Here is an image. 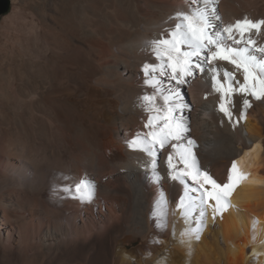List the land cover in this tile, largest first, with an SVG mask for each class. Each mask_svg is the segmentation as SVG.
<instances>
[{"label":"bare ground","instance_id":"bare-ground-1","mask_svg":"<svg viewBox=\"0 0 264 264\" xmlns=\"http://www.w3.org/2000/svg\"><path fill=\"white\" fill-rule=\"evenodd\" d=\"M33 4L36 45L3 34L0 25V161L6 165L0 170V264H264V98L237 92L229 103L213 88L211 74L197 71L179 87L188 131L184 140H170L157 151L159 179L151 158L129 143L163 125L167 92L145 84L143 71L145 64L160 63L152 41L170 38L176 14L200 5L193 0ZM217 11L221 20L213 23L219 31L245 17L264 19V0H218ZM251 39L264 47V28ZM226 46L243 44L227 40ZM211 66L235 70L227 61ZM156 75L162 89L175 87L169 76ZM235 77L243 83L241 72ZM233 86L239 85L233 81ZM145 95H155L154 107L142 100ZM222 102L231 120L220 111ZM150 118L153 126L147 127ZM187 139L195 141L200 169L218 184L228 183L234 162L246 177L229 196L231 206L215 219L212 207L204 218L194 208L185 219L178 206L181 197L187 203L199 196L192 191L185 196L186 187H198L190 178L185 185L168 174L170 154L178 169L184 167L178 155L183 149L173 145H186ZM81 179L94 185L92 198L69 192L74 197L63 203L55 187H74ZM79 207L84 214L76 212ZM64 216L71 227L61 222ZM95 233L103 240L82 247ZM69 248L79 255L68 261Z\"/></svg>","mask_w":264,"mask_h":264},{"label":"snow or ice","instance_id":"snow-or-ice-1","mask_svg":"<svg viewBox=\"0 0 264 264\" xmlns=\"http://www.w3.org/2000/svg\"><path fill=\"white\" fill-rule=\"evenodd\" d=\"M193 4L200 6H194L188 12L176 14L175 19L178 22L170 30V38H158L152 41V51L160 61L159 65L145 64L143 66L146 77L145 84L156 88L157 91L167 92L164 96L165 115L161 117L163 125L158 131L150 132L143 140L138 135L129 143L131 147L144 151L151 158L148 163L156 179L160 178L156 172L157 151L163 149L170 140H184V134L188 131L185 117L182 115L187 105L179 91L181 85L188 83L187 78L193 77L197 71L210 73L213 88L221 93L222 97L229 98V103H231V95L237 92L251 95L257 100L264 98V47H256V41L251 39L253 31L258 33L264 28V19L253 21L245 17L237 20L235 24H230L217 31L213 21L221 20L217 11L218 0H193ZM237 34L239 38H237ZM227 40H231L233 45L243 44V47L226 46ZM257 53L260 54L259 58ZM201 61H203V66ZM213 61H227L235 66V70L228 71L226 68L221 70L213 67L211 66ZM236 72H241L243 83L236 80ZM156 74L169 76L171 80L175 81V87L162 89V81L157 78ZM221 75L223 80L220 79ZM233 81L239 86L234 87ZM155 98V95H145L142 100L148 102L151 108L154 107ZM243 105L251 107L247 99H243ZM220 111L229 120L232 119L233 114L230 108L226 107L223 102L220 104ZM241 115L243 116V113ZM146 126H153L152 118L149 119ZM141 145L143 146L141 147ZM194 146L195 141L191 139L186 140V145H173V148L183 149L178 155L179 162L184 167L178 169L170 154L166 161L168 174L170 179L179 181L181 184L187 185V179L190 178L198 185L194 189L186 187L185 191V196L189 191H192L198 192V197H191L187 203H185L184 197H181L178 206L184 209L182 214L185 219L194 208H198L199 216L204 218L207 207H212L213 219H215L217 213H222L231 206L228 201L229 196L240 181L246 177L238 171L234 162L228 183L218 184L206 171L200 169L199 162L192 151ZM208 185L210 188L206 187ZM74 188L81 200L92 198L94 185L90 181L81 179L74 185ZM63 191L70 192L71 188L65 186ZM208 201H215V204L209 205ZM196 232L195 238L198 240L200 238L199 229H196Z\"/></svg>","mask_w":264,"mask_h":264},{"label":"rangeland","instance_id":"rangeland-1","mask_svg":"<svg viewBox=\"0 0 264 264\" xmlns=\"http://www.w3.org/2000/svg\"><path fill=\"white\" fill-rule=\"evenodd\" d=\"M17 1V3L16 4H14V5H12L11 6V9H10V11L7 13V14H5V15H3L2 17H0V25L2 24V30L1 31H4V33L3 34H5V32H7V33H13V34H15V35H18V36H20L21 38H22V40H23V43H27V44H29V45H36L37 44V34H38V26H37V23H35L36 21H35V17H34V13H33V9H34V4H33V0H16ZM7 22V23H6ZM37 28V29H36ZM11 29V30H10ZM13 29V30H12ZM7 30V31H6ZM10 30V31H9ZM37 30V31H36ZM13 31V32H12ZM35 33H36V36H35ZM53 161V163H55V159L54 160H52ZM0 162H2V160L0 161ZM5 162H2L1 164H0V170H4V168L6 167V165L4 164ZM2 170V171H3ZM2 171H0V172H2ZM22 171H24L23 169H22ZM25 172V171H24ZM64 184V183H63ZM62 185V184H61ZM65 186H68V187H71V189H72V191H70L71 193L72 192H74V193H72L73 195H78V194H76L75 193V189H74V187L72 186V185H70V184H64V186L62 185L61 186V188H62V190L60 189V188H58V187H60V185H58L57 187H55V189L57 188V190H59V191H61V192H59L60 193V195H61V193H63L61 196L58 194L57 196L58 197H62L63 198V200H62V202L63 203H65L66 201H68V199H70L71 197L73 198L74 196L71 194V193H69V192H65V191H63V188L65 187ZM47 189H51V188H47ZM74 190V191H73ZM47 191V190H46ZM42 193L44 194V195H42ZM40 195H37V196H40V198H42L43 196H45V193L44 192H42ZM69 193V194H68ZM47 195L46 196H48V192L46 193ZM68 194V195H67ZM41 195H42V197H41ZM66 196V197H65ZM69 196H71L70 198H69ZM68 197V198H67ZM38 198V197H37ZM44 198V197H43ZM42 198V199H43ZM57 198V197H56ZM60 198H57L58 200H60ZM39 199V198H38ZM42 199H39V200H37V205H39V201L40 202H42L43 200ZM65 199H66V201H65ZM42 200V201H41ZM41 205H42V203H40V205H39V207H41ZM78 210L76 211V209H75V211L77 212V213H79V214H81V213H85V210H84V208H81V207H79V208H77ZM82 209V210H81ZM86 209V208H85ZM63 210H65L64 208H63ZM81 210V211H80ZM100 211V209H98L97 210V212H99ZM67 216H64V217H62L60 220H61V222L63 223V224H65V225H67V223H68V225L71 227V221L68 219V218H66ZM59 220V221H60ZM71 224V225H70ZM94 235V236H93ZM92 236H90V239H91V241H90V239L86 242L87 244H88V246H87V244L86 243H83L82 241V243H83V246L82 247H85L86 249H88V247H90L91 246V244H92V247H94V244H99V242L100 241H102L103 240V238H101L98 234H93ZM98 236V237H97ZM87 238H89V236L87 237ZM100 238V239H99ZM105 239L107 238L106 236L104 237ZM92 241H93V243H92ZM91 243L90 245H89V243ZM81 243V244H82ZM80 244V245H81ZM86 244V245H85ZM70 249V248H69ZM69 249H67V251L69 250ZM67 251H65L66 252V254H65V258L69 261V260H72V258H74V257H77L79 254H78V252H76V251H72L71 249H70V251H68L69 253H71L70 255L68 254V252ZM75 253H76V256H75ZM73 257H72V256ZM68 256H69V259H68ZM71 256V257H70ZM84 257V256H83Z\"/></svg>","mask_w":264,"mask_h":264},{"label":"water","instance_id":"water-1","mask_svg":"<svg viewBox=\"0 0 264 264\" xmlns=\"http://www.w3.org/2000/svg\"><path fill=\"white\" fill-rule=\"evenodd\" d=\"M12 6L11 0H0V17L7 14Z\"/></svg>","mask_w":264,"mask_h":264}]
</instances>
